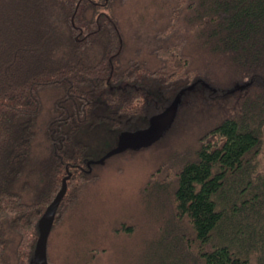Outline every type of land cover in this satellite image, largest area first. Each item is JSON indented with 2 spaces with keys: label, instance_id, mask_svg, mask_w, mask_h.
<instances>
[{
  "label": "trees",
  "instance_id": "obj_1",
  "mask_svg": "<svg viewBox=\"0 0 264 264\" xmlns=\"http://www.w3.org/2000/svg\"><path fill=\"white\" fill-rule=\"evenodd\" d=\"M116 2L0 0V264H12L15 253L18 264H34L39 220L63 176L71 171L53 226L69 193L93 177L87 133L99 127L115 144L121 130L146 125L182 88L177 114L196 89L229 105L237 87L234 109L174 172V211L188 219L202 264H264V0H161L171 22L192 24L206 62L228 75L219 85L207 67L189 66L185 42L156 46L158 67L123 63ZM49 87L60 93L44 127L47 153L37 157L42 90Z\"/></svg>",
  "mask_w": 264,
  "mask_h": 264
},
{
  "label": "rangeland",
  "instance_id": "obj_2",
  "mask_svg": "<svg viewBox=\"0 0 264 264\" xmlns=\"http://www.w3.org/2000/svg\"><path fill=\"white\" fill-rule=\"evenodd\" d=\"M165 6L161 0H117L115 11L124 30L122 62L145 60L152 69L161 64L156 46L185 42L181 51L191 58L189 66L212 71L216 75L213 85L229 83L226 73L206 62L201 42L192 36V24L180 19L171 22L169 6V10ZM165 29L174 31L163 36L160 33ZM240 89L230 90L229 105L196 89L194 97L185 95L173 125L158 141L143 148H125L94 162L93 177L79 191L69 193L51 229L49 264H202L188 219L175 215L174 172L194 156L203 133L234 109ZM59 93L57 87L42 90L43 110L33 148L37 157L47 153L44 127ZM107 135L99 127L87 133L94 143L92 159L113 147L115 137ZM259 161L263 166L264 148ZM23 194L30 198V190ZM12 264H18L16 253Z\"/></svg>",
  "mask_w": 264,
  "mask_h": 264
},
{
  "label": "water",
  "instance_id": "obj_3",
  "mask_svg": "<svg viewBox=\"0 0 264 264\" xmlns=\"http://www.w3.org/2000/svg\"><path fill=\"white\" fill-rule=\"evenodd\" d=\"M194 83L189 86H193ZM182 88L175 94L173 99L161 110L150 115L148 123L144 126L137 127L134 129H123L120 131L116 143L108 149L101 157L97 159H89L88 166L89 170L92 168L91 163L103 161L108 156L119 152L125 148H141L144 146L151 145L159 138H161L165 131L172 124L180 103ZM71 175V171L65 174L62 178V184L53 199L48 203L46 209L39 220V234L36 240L33 260L34 264H49L48 259V238L51 232L57 209L61 203L66 190L67 180Z\"/></svg>",
  "mask_w": 264,
  "mask_h": 264
}]
</instances>
